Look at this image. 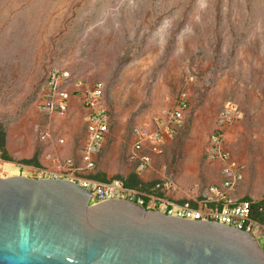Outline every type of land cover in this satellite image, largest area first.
<instances>
[{"label": "rangeland", "instance_id": "374dc122", "mask_svg": "<svg viewBox=\"0 0 264 264\" xmlns=\"http://www.w3.org/2000/svg\"><path fill=\"white\" fill-rule=\"evenodd\" d=\"M53 71L105 86L110 130L92 170L82 104L47 109ZM184 93L190 108L160 167L196 189L221 186L207 154L231 106L239 115L224 147L243 180L230 194L264 201V0H0L1 178L71 159L78 178L127 180L138 173L133 130L150 117L169 122Z\"/></svg>", "mask_w": 264, "mask_h": 264}, {"label": "water", "instance_id": "95a60500", "mask_svg": "<svg viewBox=\"0 0 264 264\" xmlns=\"http://www.w3.org/2000/svg\"><path fill=\"white\" fill-rule=\"evenodd\" d=\"M92 197L71 180L0 177V264H264L250 233Z\"/></svg>", "mask_w": 264, "mask_h": 264}, {"label": "built area", "instance_id": "2783aa9c", "mask_svg": "<svg viewBox=\"0 0 264 264\" xmlns=\"http://www.w3.org/2000/svg\"><path fill=\"white\" fill-rule=\"evenodd\" d=\"M48 101L47 109L51 113L64 115L70 109L71 102L78 98L88 111L87 124L89 139L83 151V161L86 168L92 170L96 166V157L102 150L103 144L110 130V114L105 102L106 89L104 84L90 85L82 80L73 78L69 73L53 71L47 80ZM187 94H182L179 108L170 117V126H180L185 112L189 110ZM236 110L230 106L218 118V129L211 137L208 152L210 160L220 159L227 162L223 169V183L212 186L207 193L193 205L191 202H181L171 197L178 192V186L173 179L157 182L152 191L128 187L122 180L98 181L76 177L74 161L68 159L59 171L40 172L39 178L71 180L80 184L91 193L92 204L97 205L107 201L121 200L137 204L146 210L156 211L179 219L191 221L216 222L240 231L252 234L264 247V223L253 218L251 201H237L230 196V191L237 188L243 180L242 167L232 161V155L225 149V126L238 118ZM161 133L144 132L141 139L133 148L130 161L136 163L140 170H144L152 163L150 154L143 153L145 143L151 145V154L160 152L159 141ZM64 143V141H62ZM31 174L32 176L35 175Z\"/></svg>", "mask_w": 264, "mask_h": 264}, {"label": "crops", "instance_id": "0c3cea01", "mask_svg": "<svg viewBox=\"0 0 264 264\" xmlns=\"http://www.w3.org/2000/svg\"><path fill=\"white\" fill-rule=\"evenodd\" d=\"M78 98H75V100L73 101L76 105V109L81 110L80 108V100ZM72 104V102H71ZM71 108V106H70ZM70 110V109H69ZM83 113H85V121L87 123V116H88V111L83 108ZM187 112V111H186ZM185 112V115H186ZM144 123V124H143ZM145 125V127L142 126ZM169 122L168 120H162L159 122V120L156 117L153 118H146L145 122L143 121L142 123H140L141 127H138L137 129L133 130V137H134V146L136 145V143L141 139V135L144 132H148V133H157L160 132L161 133V140L159 141V147H160V152L156 153V154H151V145L149 143H145L143 146V153L144 154H150L152 157V163L149 167H147L144 170H140L138 165V173H136L134 176L130 177L127 180H123V182L131 188H140L146 191H152L154 185L164 179H168V174L166 171V168L164 166V168H161L160 166L164 163H166V157L162 158V153L165 149V151H169L170 150V142L171 139H173L176 136V128H180L181 126H170L169 127ZM133 146V148H134ZM210 149V148H209ZM209 152V150H208ZM208 155V154H207ZM208 161L210 163V167L211 169L208 170V172L213 175V174H217L219 173V171H221V173L223 172V169L227 166V162L222 161L220 159H216V160H210L208 158ZM234 162H236L234 160ZM32 178H39L38 176H30ZM170 179H173L172 177H170ZM223 179V178H222ZM174 180V179H173ZM196 180V179H194ZM178 186V192L177 193H173L171 194V197L174 198L175 200L181 201V202H191L193 205L196 204L197 201H199L208 191V189H205V187H202L201 189H196L194 187H192V183L188 181H178V180H174ZM230 196L232 197V194H230ZM233 198V197H232Z\"/></svg>", "mask_w": 264, "mask_h": 264}, {"label": "trees", "instance_id": "16d2710c", "mask_svg": "<svg viewBox=\"0 0 264 264\" xmlns=\"http://www.w3.org/2000/svg\"><path fill=\"white\" fill-rule=\"evenodd\" d=\"M3 136L4 134L2 133V131L0 130V142H3ZM0 150H3L2 145L0 144ZM3 159L9 160L8 157H6L5 154L2 155ZM27 164H31V163H27ZM252 202V201H251ZM252 209H253V218H255L256 220H258L261 223H264V201L261 202H252Z\"/></svg>", "mask_w": 264, "mask_h": 264}]
</instances>
